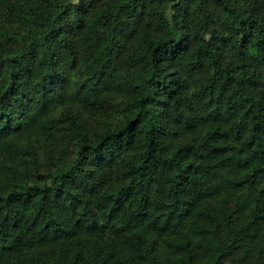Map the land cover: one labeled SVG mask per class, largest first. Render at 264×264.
Instances as JSON below:
<instances>
[{
  "label": "trees",
  "instance_id": "trees-1",
  "mask_svg": "<svg viewBox=\"0 0 264 264\" xmlns=\"http://www.w3.org/2000/svg\"><path fill=\"white\" fill-rule=\"evenodd\" d=\"M0 264H264V0H0Z\"/></svg>",
  "mask_w": 264,
  "mask_h": 264
},
{
  "label": "rangeland",
  "instance_id": "rangeland-1",
  "mask_svg": "<svg viewBox=\"0 0 264 264\" xmlns=\"http://www.w3.org/2000/svg\"><path fill=\"white\" fill-rule=\"evenodd\" d=\"M26 106H22V108L19 110V112H23Z\"/></svg>",
  "mask_w": 264,
  "mask_h": 264
}]
</instances>
